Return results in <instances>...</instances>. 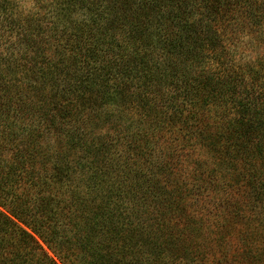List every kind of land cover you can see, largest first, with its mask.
<instances>
[{
  "label": "trees",
  "instance_id": "trees-1",
  "mask_svg": "<svg viewBox=\"0 0 264 264\" xmlns=\"http://www.w3.org/2000/svg\"><path fill=\"white\" fill-rule=\"evenodd\" d=\"M26 1L0 0V264H58L36 237L63 264H264V55L232 49L264 0Z\"/></svg>",
  "mask_w": 264,
  "mask_h": 264
},
{
  "label": "rangeland",
  "instance_id": "rangeland-1",
  "mask_svg": "<svg viewBox=\"0 0 264 264\" xmlns=\"http://www.w3.org/2000/svg\"><path fill=\"white\" fill-rule=\"evenodd\" d=\"M16 1L19 4V8H18L19 11H26L27 9H29L32 6L31 1H26V0H23V1L22 0H16ZM232 49L236 52L237 57L241 58L242 60H256V59H259L260 57H263V55H264V43L261 41V39L259 37V31H256V30L250 31V32L243 34V35H237L234 39V44H233ZM47 139H48L47 140L48 143H47V149L46 150L48 152V156L52 157L55 155L58 157L57 158L58 161L61 160L62 153H65V151H66L63 149L64 145L60 144L59 140L54 135H53V137H51V135H50L49 137H47ZM62 150H64V151H62ZM57 153H59V156ZM62 159L64 161V158H62ZM206 160H208V156L206 157ZM21 179L22 178H20L18 180V183L16 185L17 200H20L21 203H24V202H28V200L30 199L31 200L30 205L34 209V207L36 205L35 203H39L38 202V194H36V193L40 194V192L42 191V187H39L38 185H36V187H32L33 183L36 182L34 179H33L34 182H33V180H21ZM36 183H38V182H36ZM30 184H31V186H30ZM72 190H74V189H72L70 187H65V189H61L60 191L65 192L69 196L71 194ZM79 190L80 189H78V191ZM58 195L61 196L60 193ZM8 204L9 205L6 207L10 206V208H12L13 203L10 201V202H8ZM4 209L5 208L0 207V210L3 212H5ZM7 214L9 215V217L12 220L18 222L17 220L13 219V217L10 216L9 213H7ZM18 223L20 224L19 226L21 228H23L24 230L30 231L25 226V224H22L20 222H18ZM262 230H264V225L263 226L259 225L255 228V232L256 233L258 232V235H260L259 232H261V234H262ZM36 238L42 244L43 249L45 251H47L51 257H55L58 264H63L59 260V258L57 256H55L54 252L51 249H49V247L40 238H38V237H36ZM228 241H229V243L226 244V248H227V251L229 252V255L233 258L235 257L238 259V257H237L238 255H236V254H240L239 253L240 252L239 235L236 234L235 237H232ZM253 253H256L257 255L262 256V258H264V248L263 247L261 249H258L257 252H255V249H254ZM70 263H73V261Z\"/></svg>",
  "mask_w": 264,
  "mask_h": 264
}]
</instances>
